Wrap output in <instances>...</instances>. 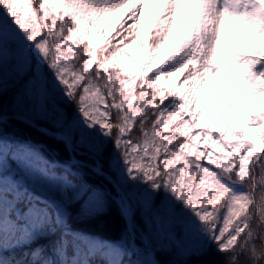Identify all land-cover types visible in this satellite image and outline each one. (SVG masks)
Instances as JSON below:
<instances>
[{
	"label": "snow or ice",
	"instance_id": "snow-or-ice-1",
	"mask_svg": "<svg viewBox=\"0 0 264 264\" xmlns=\"http://www.w3.org/2000/svg\"><path fill=\"white\" fill-rule=\"evenodd\" d=\"M146 3L0 0V264H264V0H155L147 44ZM113 13L118 29L109 40V20L97 52L93 30ZM133 45L146 56L126 67ZM216 74L240 94L222 104L256 105L231 112L243 127L210 109L205 86ZM9 79L12 118L65 129L55 138L86 149L114 195L88 183L74 156L62 172L35 167L34 148L6 131ZM217 90L213 81L212 100ZM62 104L75 106L71 118ZM109 142L114 178L102 162ZM81 201V221L116 206L115 239L73 227L69 209ZM213 253L222 259H202Z\"/></svg>",
	"mask_w": 264,
	"mask_h": 264
},
{
	"label": "trees",
	"instance_id": "trees-1",
	"mask_svg": "<svg viewBox=\"0 0 264 264\" xmlns=\"http://www.w3.org/2000/svg\"><path fill=\"white\" fill-rule=\"evenodd\" d=\"M108 23H104L103 25H98L95 30H93L94 33L97 35V42L95 43L97 47V52H99V47H102L108 43L107 40L104 39L103 31L105 29V25ZM118 29L117 27H114L110 25L107 28V33L109 34V40L112 36H115V32ZM100 39H102L100 41ZM146 44L148 42H145ZM133 49L138 53L139 57L141 58V62L143 60V57L146 56V49L141 52L138 49L137 45L132 46ZM163 58V54L160 53V56L157 57V63L160 59ZM174 79H176L174 77ZM18 86H13V82L9 79L8 81V91L4 94L3 97V106L7 110V114H13L10 110L11 103H12V97L16 93ZM230 96V95H228ZM235 97V96H232ZM225 107L229 110L231 113L232 111L235 112H241V111H256L257 107L255 104H248V103H235L233 100H228L225 103ZM62 108H65L68 114V117L71 118L73 111H74V105L72 104H62ZM23 116V115H22ZM25 117L30 118L37 122L40 125L46 126L49 129L52 130H62L65 131L63 128L55 127L52 122H50L49 119H45L40 116L36 115H26ZM243 117H236L233 118L231 115L230 121L231 125L234 127H243L241 124V120H243ZM254 126H249L251 129ZM6 131L9 134L11 138H14L16 142H19L21 144H28L32 146L36 153L39 155L45 156L49 161L52 162L51 167H54L57 172H62L66 166V162L69 160L71 154L68 150V148L65 147V144L61 142L59 139L49 136L48 134H44V132L38 130L37 128L20 121L18 119L10 117L7 121ZM200 149L202 150L204 146H202L201 143H198ZM73 147H75V142H73ZM81 150V151H79ZM112 151V145L111 142H109L108 150L105 152V156L103 158V164H104V171L108 172L111 176L114 178V173H111L108 168V160L107 157L109 153ZM85 153V154H81ZM87 150L84 148L75 147V151L73 154L82 160L84 162V165H86L84 178L87 180L88 183L93 185H99L102 187L107 188L108 190L112 191L113 194H115V190L112 189V186L108 184L107 180H105L103 177L95 176L89 167L90 164H93V159L90 158L89 154H86ZM6 163L9 167L13 168L16 167V161L13 160L11 154L8 155L6 159ZM47 165V163L45 164ZM179 167V165H177ZM70 195V194H69ZM83 203L81 201L80 203H75L70 206L69 211L72 213V224L73 227L82 229L84 232L89 233L91 235H96L100 238L106 239V240H112L115 239L119 233L120 227H121V221L118 217V212L116 209V206L112 204L106 214L97 216L92 219L87 220H78L76 218V214L80 209V205ZM161 259L163 260H169L174 259L172 256H162ZM202 259L205 260H220L222 257L216 255V254H210L209 256L203 257Z\"/></svg>",
	"mask_w": 264,
	"mask_h": 264
},
{
	"label": "rangeland",
	"instance_id": "rangeland-1",
	"mask_svg": "<svg viewBox=\"0 0 264 264\" xmlns=\"http://www.w3.org/2000/svg\"><path fill=\"white\" fill-rule=\"evenodd\" d=\"M121 11L123 12V10H121ZM154 11H155V0L151 6H149L147 8L144 7V16L142 18V28H141V37L142 38L147 37L148 29H149L150 22H151ZM113 14H114L113 18H114V20H116L115 26H118L117 21L119 20L121 13H113ZM108 18L109 17H105L99 24H103L104 21H106ZM179 34H180L179 30H177L176 35H179ZM96 39H97V36L93 35L94 43L97 42ZM170 47H171V40L165 46V49L161 53L167 54ZM121 61L125 64L126 67H132L135 64L141 63V58L139 57L138 53L133 49V47H131V48L127 49V54H122ZM171 79H172V81L176 80V79H174V77ZM213 81H215L216 84L218 85V90L216 91L214 100H212L211 96H210V93L212 91ZM226 83H227V80L223 74H216L215 76L210 75L208 77V83L205 86V98L210 100V105H209L210 109H215L216 111H222L223 110L225 112V118L221 123L231 125V121H230L231 113L225 107V104L221 103L220 98L224 95H227V94H229L231 96H238L240 94L237 93L236 91H233L231 93L227 92L226 87H225ZM207 119H208V122L210 124H213L215 122L214 117L208 116ZM215 126L218 127L219 125L216 124ZM195 131L196 130H193V132H195ZM216 135H218V133L213 132V136L215 137ZM198 143H201L202 146L208 147L209 150H212L211 149V141H209L208 144L205 145L203 139H201V141H199ZM79 151H81V150H79ZM215 154L216 153H214V155ZM33 163H34L35 167H37V168H41V167L46 166L45 165L46 163L48 166L52 165L51 161H49L45 156L39 155L38 153H36V158H35ZM13 168H16V167H13ZM82 171L85 172V168H83ZM92 236L98 237L96 235H92Z\"/></svg>",
	"mask_w": 264,
	"mask_h": 264
},
{
	"label": "water",
	"instance_id": "water-1",
	"mask_svg": "<svg viewBox=\"0 0 264 264\" xmlns=\"http://www.w3.org/2000/svg\"><path fill=\"white\" fill-rule=\"evenodd\" d=\"M7 115H8L9 118L13 116V114H7ZM15 119H17V118H15ZM18 120L23 121V122H24V121H27V122H25V123H27V124H29V125H31V126L37 128L38 130H40V131H42V132H44V133H45V131H46V132L48 133V135H49V136H52V137H56L57 134L63 132V131H61V130H50V129L46 128L45 126L40 125V124H38L37 122H35L34 120H32V119H30V118H27V117H25V116H21V118H18ZM72 156H74V155L72 154ZM74 157H75V156H74ZM75 159H76V157H75ZM105 172H106V171H105ZM106 173H108V172H106ZM108 174H109V173H108ZM109 176H111V175L109 174ZM111 177H112V176H111Z\"/></svg>",
	"mask_w": 264,
	"mask_h": 264
}]
</instances>
